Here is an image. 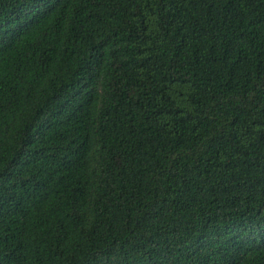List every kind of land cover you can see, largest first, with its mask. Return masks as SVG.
<instances>
[{"label":"trees","instance_id":"trees-1","mask_svg":"<svg viewBox=\"0 0 264 264\" xmlns=\"http://www.w3.org/2000/svg\"><path fill=\"white\" fill-rule=\"evenodd\" d=\"M0 264H264V0H0Z\"/></svg>","mask_w":264,"mask_h":264}]
</instances>
